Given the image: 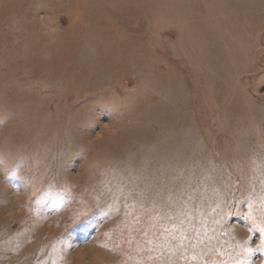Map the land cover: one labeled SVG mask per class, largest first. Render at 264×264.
Masks as SVG:
<instances>
[{
	"label": "rangeland",
	"instance_id": "374dc122",
	"mask_svg": "<svg viewBox=\"0 0 264 264\" xmlns=\"http://www.w3.org/2000/svg\"><path fill=\"white\" fill-rule=\"evenodd\" d=\"M261 230L264 0H0V264H264Z\"/></svg>",
	"mask_w": 264,
	"mask_h": 264
},
{
	"label": "snow or ice",
	"instance_id": "6c2138e0",
	"mask_svg": "<svg viewBox=\"0 0 264 264\" xmlns=\"http://www.w3.org/2000/svg\"><path fill=\"white\" fill-rule=\"evenodd\" d=\"M108 191L112 192L114 197L124 195V191L122 188H117L115 191H113L112 189H109ZM261 244H262V247H264V230H261ZM244 251L246 253L250 254L253 250L249 248V249H244ZM220 255H222V254H220ZM221 264H224V262L221 261Z\"/></svg>",
	"mask_w": 264,
	"mask_h": 264
}]
</instances>
